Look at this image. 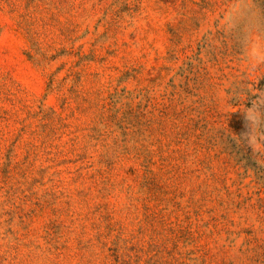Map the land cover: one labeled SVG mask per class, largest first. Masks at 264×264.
<instances>
[{
  "label": "rangeland",
  "instance_id": "rangeland-1",
  "mask_svg": "<svg viewBox=\"0 0 264 264\" xmlns=\"http://www.w3.org/2000/svg\"><path fill=\"white\" fill-rule=\"evenodd\" d=\"M0 264H264V0H0Z\"/></svg>",
  "mask_w": 264,
  "mask_h": 264
}]
</instances>
